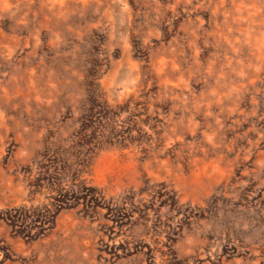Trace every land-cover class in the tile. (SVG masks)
I'll use <instances>...</instances> for the list:
<instances>
[{"label": "rangeland", "instance_id": "374dc122", "mask_svg": "<svg viewBox=\"0 0 264 264\" xmlns=\"http://www.w3.org/2000/svg\"><path fill=\"white\" fill-rule=\"evenodd\" d=\"M0 8V264H264V0Z\"/></svg>", "mask_w": 264, "mask_h": 264}, {"label": "bare ground", "instance_id": "6f19581e", "mask_svg": "<svg viewBox=\"0 0 264 264\" xmlns=\"http://www.w3.org/2000/svg\"><path fill=\"white\" fill-rule=\"evenodd\" d=\"M62 2V1H61ZM10 3V2H9ZM63 3V2H62ZM80 3V2H79ZM83 3V2H82ZM115 6H117L116 4H115ZM86 7V6H85ZM77 8H78V6H77ZM1 9V8H0ZM2 9H3V7H2ZM131 12V11H130ZM108 15V14H107ZM111 15V14H110ZM131 74V73H130ZM57 77V76H56ZM16 83V82H15ZM7 85V84H6ZM34 88V87H33ZM34 90V89H33ZM5 99V98H4ZM2 105V104H1ZM4 107V106H3ZM0 108H1V106H0ZM5 108V107H4ZM6 118V117H5ZM9 121V120H8ZM3 123V122H2ZM8 123V122H7ZM6 123V124H7ZM5 128H6V126H5ZM2 130V129H1ZM4 130V129H3ZM17 179V178H16ZM23 188V187H22ZM29 201V200H28ZM27 204H29V203H27Z\"/></svg>", "mask_w": 264, "mask_h": 264}]
</instances>
